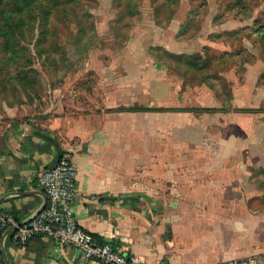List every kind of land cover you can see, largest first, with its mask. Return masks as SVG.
Wrapping results in <instances>:
<instances>
[{
  "label": "crops",
  "instance_id": "0c3cea01",
  "mask_svg": "<svg viewBox=\"0 0 264 264\" xmlns=\"http://www.w3.org/2000/svg\"><path fill=\"white\" fill-rule=\"evenodd\" d=\"M94 1L89 51L72 62V109L60 67L38 72L55 81L39 94L45 108L0 83V212L21 222L41 212L37 176L67 147L75 217L97 239L144 264H264V74L249 57L250 25L240 26L250 17L203 0L192 31L198 0ZM0 264L95 263L5 233Z\"/></svg>",
  "mask_w": 264,
  "mask_h": 264
},
{
  "label": "rangeland",
  "instance_id": "374dc122",
  "mask_svg": "<svg viewBox=\"0 0 264 264\" xmlns=\"http://www.w3.org/2000/svg\"><path fill=\"white\" fill-rule=\"evenodd\" d=\"M209 1L212 3L210 7L217 9L215 0ZM94 4V0H0V83L15 91L16 101L27 92V104H33L34 95H38L45 108L47 102L39 94L55 81L42 80L38 72L48 70L52 73L60 67L64 74L60 85L64 89V106L72 109L69 100L72 77L75 76L72 62L89 51L86 30L91 21L87 9ZM202 4L203 0L193 2L192 31L198 29L199 19L203 17L199 12ZM219 4L226 18L244 21L249 16L250 20L240 23V26L250 25L251 32L254 27L257 30L264 27V0H219ZM238 25L227 22L223 27ZM40 32L44 35L41 36ZM251 32V42L247 43L249 57L256 58L255 62L260 67L258 71L264 74V39L261 33L255 36ZM241 37L231 38L233 45L235 42L239 45ZM261 109L264 111V106Z\"/></svg>",
  "mask_w": 264,
  "mask_h": 264
},
{
  "label": "built area",
  "instance_id": "2783aa9c",
  "mask_svg": "<svg viewBox=\"0 0 264 264\" xmlns=\"http://www.w3.org/2000/svg\"><path fill=\"white\" fill-rule=\"evenodd\" d=\"M37 181L47 196L46 207L25 222L18 221L11 212H0V237L9 233L21 245L37 237L52 239L61 247L74 248L95 264H144L125 250H118L108 242L101 243L78 224L73 209L78 200L77 168L70 148H63L57 163L39 173ZM219 264L261 263L249 258Z\"/></svg>",
  "mask_w": 264,
  "mask_h": 264
},
{
  "label": "trees",
  "instance_id": "16d2710c",
  "mask_svg": "<svg viewBox=\"0 0 264 264\" xmlns=\"http://www.w3.org/2000/svg\"><path fill=\"white\" fill-rule=\"evenodd\" d=\"M58 1H61V0H57V2ZM260 26H262V25H260ZM259 26V27H260ZM48 32V31H47ZM251 33H254L255 34V36H256V34H259V33H261L262 35V37H263V39H264V27L262 26V28H260V29H258L257 30V28H255L254 27V29H253V32H251ZM40 35L41 36H43L44 35V33L43 32H40ZM249 36H251V34L249 35ZM251 39V38H250ZM241 40H242V38H241ZM227 64V61L225 60V62H224V65H226ZM99 241H101V243H105L106 241H103V240H99Z\"/></svg>",
  "mask_w": 264,
  "mask_h": 264
},
{
  "label": "water",
  "instance_id": "95a60500",
  "mask_svg": "<svg viewBox=\"0 0 264 264\" xmlns=\"http://www.w3.org/2000/svg\"><path fill=\"white\" fill-rule=\"evenodd\" d=\"M53 167V166H52Z\"/></svg>",
  "mask_w": 264,
  "mask_h": 264
}]
</instances>
